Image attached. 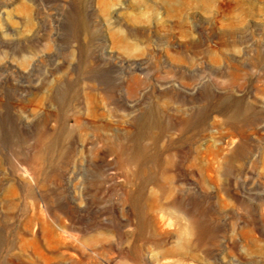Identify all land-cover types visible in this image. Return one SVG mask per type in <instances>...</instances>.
<instances>
[{
    "label": "rangeland",
    "instance_id": "obj_1",
    "mask_svg": "<svg viewBox=\"0 0 264 264\" xmlns=\"http://www.w3.org/2000/svg\"><path fill=\"white\" fill-rule=\"evenodd\" d=\"M0 264H264V0H0Z\"/></svg>",
    "mask_w": 264,
    "mask_h": 264
},
{
    "label": "bare ground",
    "instance_id": "obj_2",
    "mask_svg": "<svg viewBox=\"0 0 264 264\" xmlns=\"http://www.w3.org/2000/svg\"><path fill=\"white\" fill-rule=\"evenodd\" d=\"M52 147H53V145H48V152H47V155H52L53 154V150H52ZM48 240L49 241H52V236H49L48 237Z\"/></svg>",
    "mask_w": 264,
    "mask_h": 264
}]
</instances>
